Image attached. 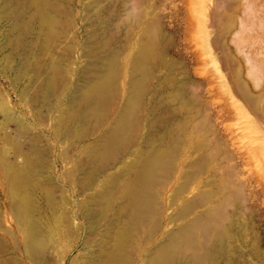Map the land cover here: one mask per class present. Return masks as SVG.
<instances>
[{
	"label": "rangeland",
	"instance_id": "374dc122",
	"mask_svg": "<svg viewBox=\"0 0 264 264\" xmlns=\"http://www.w3.org/2000/svg\"><path fill=\"white\" fill-rule=\"evenodd\" d=\"M93 1L77 0V31L74 29L76 36L72 37V40L75 38V43L71 42L74 44L72 54L55 43L41 48V38L37 39L35 35H23L20 50L3 49V43L15 37L9 32L11 23L0 15V264H87L86 260H90L91 252L84 251L80 256L78 249L69 253L64 261L61 259L64 251L75 241L70 236L73 234L68 235L69 241L68 236H61L59 227L52 220L46 190L43 189L44 184L45 188L50 186L53 192L50 196L54 201H58L56 198L60 195L61 200L64 196L68 202L71 200L69 205L67 200L64 204L61 200L55 202L58 206L54 204L55 214L66 223L65 216H72L75 210L72 206L73 190L67 186V181L74 179L71 163L80 146L73 140L60 143L53 131L62 118L68 95L81 85L77 73L87 64L84 56L87 33L99 29L97 31L102 37H113L114 34L112 46L121 48L123 59L119 64L115 97L111 98L109 107L113 112L125 102L131 62L139 47L148 41L146 29L150 24L156 26L160 58L165 63L169 62L171 68L165 70L161 62L153 68L151 89L154 86L160 93L156 100L152 99V92L145 97L143 109L138 112L141 125L148 127L143 118L155 101L158 106L153 113L161 116L169 111L172 114L175 131L186 130L189 135L179 149L181 155L177 164L186 158L189 146L205 142L208 170L200 177L207 184L203 189L210 192L214 188L220 190L222 186L218 197L228 203L227 210L234 216L233 256L228 263L264 264V0H97L100 3L94 8L98 11L92 8L89 15L85 6ZM2 5L0 1V11ZM83 16L87 19L91 16L90 21ZM100 23L104 27L108 25L105 30ZM87 28L92 29L88 31ZM63 52L69 55L63 56ZM61 57L75 61L73 74L66 72L68 68L64 64L67 62L62 61L63 73L57 75V94H52L47 101L43 96L47 92L45 80L51 74L52 62ZM178 90L184 93L185 103L183 98L174 96ZM5 110L13 119L5 120ZM166 116L163 115V119L170 115ZM17 121H22L28 129L20 138ZM146 126L141 128L146 130ZM3 128H6L5 132ZM33 136L37 137L35 144L42 147L38 150L40 154H32L29 147ZM48 149L49 152L45 153L44 150ZM215 149L217 153H214ZM27 154L34 159L33 163L37 162L35 165L25 164L23 156ZM59 157L63 161L67 158L68 163L61 162ZM3 160L22 167L24 176L35 186L29 193L42 220L43 239L30 251H27L23 234L14 219L15 211L21 216L24 199L10 188L13 174L5 172ZM71 168L73 174H68ZM64 175L65 183L61 180ZM64 212L69 215L64 216Z\"/></svg>",
	"mask_w": 264,
	"mask_h": 264
},
{
	"label": "bare ground",
	"instance_id": "6f19581e",
	"mask_svg": "<svg viewBox=\"0 0 264 264\" xmlns=\"http://www.w3.org/2000/svg\"><path fill=\"white\" fill-rule=\"evenodd\" d=\"M0 1L4 5L0 15L11 23L9 32L15 37L14 40L3 43V49L11 47L13 52L15 49L20 50L19 47L23 45L20 38L23 35H35L37 39L41 38V48H48L55 43L56 46L64 47L63 51L73 53L74 44L71 42L75 40L72 37L76 36L74 29L77 31V0ZM96 1L85 6L87 14L91 13L92 8L95 10V5L101 2ZM96 14L98 13L95 12ZM95 15L92 17L97 18L98 15ZM100 24L104 27V24ZM106 26L102 29L105 30ZM155 27L153 24L147 26L148 41L139 47L131 62L127 97L124 104L113 112L109 107L111 98L115 97L113 95L120 73L119 64L123 59L121 48L112 46L114 34L113 37L108 35L111 33L102 37L97 31L99 29L87 33L84 56L88 61L86 60L84 70L77 73L81 85L68 95L62 118L53 131L54 137L60 143L73 140L74 144L80 146L75 159L70 158L74 169L66 171L69 174L73 169L74 179L67 181L65 175L64 180L61 177L63 182H68L67 186L71 187L74 194L73 205L70 203L75 209L72 216L63 213L64 216L69 215L65 216L66 223L55 214V202L61 200V195L56 198L58 201H54L50 196V186L47 184L50 189L45 188L44 184L43 189L46 190V202H49L52 220L59 227L61 236L73 234L70 236L75 241L62 254L63 261L76 249L80 256L84 251L91 252H87L90 254L87 264H229L233 256L231 241L235 238L234 216L227 210L228 203L218 197L223 188L218 186L220 190L214 188L206 192L203 188L207 184L200 180L208 170L205 142L189 146L186 158L177 164L181 155L179 149L189 135L186 130L176 132L172 114L166 111L170 115L167 117L168 114L162 113L167 115L163 119V115L161 117L158 116L159 113H153L158 106L155 101L150 104L149 113H145L143 118L148 127L141 125L138 112L143 109L145 97L152 92V99L156 100L160 93L154 86L151 89L153 68H157L158 62L163 63L165 70L171 68L169 62L165 63L160 58L161 46L159 47ZM68 53L62 55H69ZM62 57L52 62L51 74L45 80L47 92L43 96L47 101L52 94H57V75L63 73L62 61L67 62L64 64L68 68L66 72L73 74L72 65L75 61ZM181 90L174 94L176 99L183 98L184 93ZM185 99L180 102L185 103ZM4 118L6 121L13 119L7 110L4 111ZM2 123L5 125L4 121ZM16 125L19 138L28 132L22 121H17ZM140 125L146 126V130ZM3 129L5 132L6 128ZM34 136L29 140V147L32 154H40L38 150L42 147L35 144L37 137ZM70 147L72 148L71 145ZM44 152H49V149ZM66 153L65 151L64 154ZM214 153H217V149ZM60 154L62 157L63 154ZM195 155L197 156L194 157ZM216 156L217 154L214 157ZM61 157L59 160L65 156ZM23 159L26 165L37 163L32 162L30 154L23 156ZM41 159L38 160L39 165ZM63 159L61 162H67V158L64 161ZM3 164V168L7 170L4 171L8 175L13 174L10 188L15 195L21 194L24 199L21 216L18 212L15 214V211L14 219L16 218V224L23 234L25 247L30 251L34 245L41 244L43 239L42 220L37 215L39 212L30 194L35 186L24 176L22 167H16L9 160H3ZM70 173L73 174V171ZM47 189L51 191L48 192ZM61 191L65 194L63 189ZM62 198L63 204L65 200H69L65 196ZM67 240L66 242L69 241Z\"/></svg>",
	"mask_w": 264,
	"mask_h": 264
}]
</instances>
